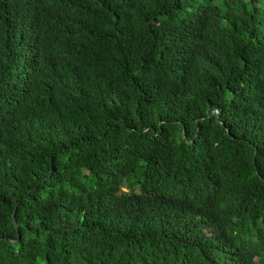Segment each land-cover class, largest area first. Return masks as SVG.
Wrapping results in <instances>:
<instances>
[{"label":"trees","instance_id":"obj_1","mask_svg":"<svg viewBox=\"0 0 264 264\" xmlns=\"http://www.w3.org/2000/svg\"><path fill=\"white\" fill-rule=\"evenodd\" d=\"M0 264H264V0H0Z\"/></svg>","mask_w":264,"mask_h":264},{"label":"water","instance_id":"obj_2","mask_svg":"<svg viewBox=\"0 0 264 264\" xmlns=\"http://www.w3.org/2000/svg\"><path fill=\"white\" fill-rule=\"evenodd\" d=\"M15 223V222H14ZM15 225H16V223H15Z\"/></svg>","mask_w":264,"mask_h":264}]
</instances>
